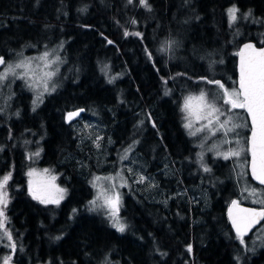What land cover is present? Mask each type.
Segmentation results:
<instances>
[{
  "label": "trees",
  "instance_id": "1",
  "mask_svg": "<svg viewBox=\"0 0 264 264\" xmlns=\"http://www.w3.org/2000/svg\"><path fill=\"white\" fill-rule=\"evenodd\" d=\"M49 3L50 12L45 9ZM147 3L146 8L139 0L102 5L98 0H0V56L5 61L60 42L79 60L80 72L91 74L70 91L84 93L73 105L91 115L78 143L71 131L65 137L66 128L47 106L40 110L46 118L40 121L37 113L39 126H34L29 92L15 85L21 116L17 123L4 120L9 125L0 135V178L11 174L4 189L7 204L0 205L5 220L0 264L7 253L8 264H264V241L257 248L245 245L259 232L253 230L241 244L226 217L235 198L264 206L256 196L253 203L245 197L248 182L261 197L264 190L243 175L246 171L235 169L233 157L224 161L204 152L197 157L174 95L217 85L208 81L235 83L238 45L245 40L264 43V0ZM233 7L237 19L230 23ZM52 25L63 29L56 33ZM178 40L182 47L194 46L190 65L171 61ZM169 41L174 42L170 47ZM221 68L227 76L218 73ZM180 82L189 84L191 92ZM63 99L57 98V104H64ZM28 130L42 131L41 166L52 167L59 182L69 186L58 205L33 199L28 188L26 149L34 145L24 135ZM15 136L26 137L24 148ZM158 160L162 165L156 166ZM119 164L131 181L122 195L120 216L127 221L122 233L90 208L91 174L114 172ZM137 175L143 180L137 181Z\"/></svg>",
  "mask_w": 264,
  "mask_h": 264
},
{
  "label": "rangeland",
  "instance_id": "2",
  "mask_svg": "<svg viewBox=\"0 0 264 264\" xmlns=\"http://www.w3.org/2000/svg\"><path fill=\"white\" fill-rule=\"evenodd\" d=\"M99 3L102 5L104 2L107 3L108 0H98ZM50 7V3L45 5V9H47L48 12L52 11L49 10L48 8ZM54 32H60L63 27L60 25H52ZM49 28V27H48ZM51 36H55L57 33H52ZM36 37V36H35ZM42 38V36H40ZM176 47L173 49L170 53L171 61H175L178 65L181 64H187L190 65V54L193 53L192 47H185V45L181 44V40H178L175 42ZM107 44H109L107 42ZM62 45V46H61ZM66 45H63V43L58 42L56 45H48L45 44L42 48H40L39 51L37 52H32V53H19L16 54L14 57H12L11 60L6 61L7 64H16L22 59L25 58H36L39 57L42 53L45 51H48L50 53V56L47 58V60L41 61L37 59H32L30 63V71L27 73L25 78H17L11 74L7 76L5 81L3 83H0V106L1 107H7V109L4 110V120L7 122L14 121L12 115L15 114V112L21 113V107L18 106L20 103L16 102L18 99H16V90L18 88H15V85L21 86L26 89L29 93L28 95H31L30 101H33L37 98V96H40V93H43L41 97H47L49 99V103L53 101H57V96H62L64 97L62 106L66 105H73L75 102H77L79 99H82L81 96L84 95V93H70L72 89L75 88L76 85H78L81 80L85 77H91L90 72H80V67L81 64L78 59L74 60V56L70 55L68 52H66ZM59 57V60H56V57ZM49 61H55L52 63L50 66L46 67L45 65L48 64ZM5 68V65H0V72H3ZM84 69H88L85 68ZM48 71H53L55 72V75L51 78L50 83H54L56 85L55 90H50L49 92H44L43 87H42V82L41 78L44 77V73ZM17 74H21L24 72V69H17L16 70ZM219 74H223L225 76L228 75V72L226 68H221L218 71ZM237 79H235V83H232L231 85H225L224 88H220L217 85L213 86H207L204 87L199 93H187V95H183L181 93H174L175 98H176V107L179 106V109L181 110L182 105L184 103V100L188 96L192 97H198L200 93L203 91L207 94L208 100L211 102H214L216 106L220 107L222 110H226L230 107V105H225L223 101L224 97V89L228 90H233L237 89L236 87V82ZM181 87L185 89V92H191L190 85L184 82H180ZM31 85V87H29ZM66 92V93H65ZM172 93V91H170ZM80 94L78 97L77 95ZM163 94V93H162ZM14 96V97H13ZM10 97H13L12 99L9 100ZM40 99L38 101H40ZM9 100V102H8ZM20 102L22 103V98L19 99ZM37 101V102H38ZM26 102V100H25ZM27 103V102H26ZM31 103V102H29ZM194 105L197 103L196 100H193L192 102ZM12 108V110H11ZM0 111H3L0 108ZM208 110L205 109V113ZM91 112V111H89ZM14 113V114H13ZM17 114V113H16ZM227 115L232 116V122L235 124L243 125L242 127L236 128L233 132H230L227 134V136L224 135V129H220L219 131L216 132V135H212L211 131L209 128H205L202 132L197 133L196 136L189 135L190 131H195L197 128H200L203 124H207V120H197L195 115L189 116L188 113L181 111V121L183 123V126L185 123H187L189 120L192 121L193 127L192 129H186L187 134L192 138L194 142H196V145L198 147V152H197V157L200 159L204 156V153L210 154L211 157L215 159H220V160H227L224 158L222 154L228 153L229 150H239L240 151V156L238 157H233L235 159L234 167L235 169L237 168L239 172L243 169L244 171L247 172V160L248 156L246 154L247 150V134H248V120L247 117L243 111V109H235L231 113H227ZM17 116V115H16ZM21 115H18L17 117H20ZM101 119L103 117L99 115ZM188 117L185 119V117ZM16 117V118H17ZM214 120L215 118L212 117ZM220 121H223L226 119V116H220L219 117ZM3 118L0 120V126L5 128V125H9L8 123L3 124L4 122ZM17 123V121L15 122ZM229 127L231 125H228ZM212 130H215L219 127L218 124H214L210 126ZM45 134V133H44ZM26 137H28L31 142H35L34 145L30 146L26 149L27 154H26V160L27 162V183H28V188L33 195L35 193L39 199H59L60 204L65 196H66V187H69L67 184L64 186L61 184L58 180V175L57 173L52 169L50 166H44L40 164L39 158L41 156V142H42V131H31L28 130V132L24 133ZM37 135V140H34V136ZM16 137V144H19L21 147L24 148L23 142L25 141L24 136L22 137ZM226 140L232 141L231 143H226ZM238 141V143H237ZM21 143V144H20ZM99 143V142H98ZM127 150V149H126ZM124 150L122 153V158L126 157L127 151ZM204 152V153H203ZM38 153V155H37ZM232 157H229L230 159ZM219 162V161H217ZM224 167L223 166H218V171H221ZM47 170V171H45ZM225 171V170H224ZM31 172V175L29 173ZM119 173V175H117ZM241 173V172H240ZM239 173V176H241ZM238 175V174H237ZM245 177H248L247 173H244ZM94 176V177H93ZM54 177V179H53ZM96 177H99L100 179H95ZM91 180H92V187H93V200L97 201V205H103L104 204V198L106 195H110L113 199L117 195H119V205H118V218L122 223H127L125 222L124 219L121 218L120 216V208L122 207V204L124 203V196L123 193L125 191V188L129 187L131 184V181L127 179L123 175V171L121 168V165H118V168L116 171L111 172V173H101V172H94L91 174ZM105 178H110V179H105ZM137 181H142L141 177L137 175L136 177ZM95 181V183H93ZM35 188V189H34ZM58 189H64L65 191L63 193L59 192ZM105 189H108L110 191L106 192ZM244 189L247 190V193L245 195L246 198L250 199V203H253V200L255 199L258 201L260 205H264V203H261L260 201H264V197H261L259 193L257 192L256 194H253L252 190H255V188L251 187V183H247V187H244ZM68 195V194H67ZM63 197L62 199L60 197ZM99 197V199H97ZM241 202V200L239 199ZM55 205H58L57 203H53ZM125 205L123 204V207ZM90 208L94 210L95 212L103 213L107 218H109L112 221V217L110 216L111 208L110 207H96L92 204H90ZM262 226L259 231L258 226L254 229L258 233V235H254L247 239L245 241V245L248 247H259L261 246V240L264 241V221L263 224L259 225V227ZM5 239V238H4ZM4 241V240H3ZM1 244V243H0ZM3 245L6 244V242H2ZM6 248L10 247L8 245L5 246ZM254 248V249H255ZM188 249V248H187ZM192 249V247H191ZM188 251V250H187ZM191 252L188 251V254L191 255ZM8 253L6 254L5 257H8ZM3 257V259L5 258ZM4 261V260H3ZM3 263V262H2ZM1 263V264H2ZM104 264H110L109 262H106Z\"/></svg>",
  "mask_w": 264,
  "mask_h": 264
},
{
  "label": "snow or ice",
  "instance_id": "3",
  "mask_svg": "<svg viewBox=\"0 0 264 264\" xmlns=\"http://www.w3.org/2000/svg\"><path fill=\"white\" fill-rule=\"evenodd\" d=\"M129 3H132V0H128ZM139 3L143 7H149L147 0H139ZM238 10L233 7L228 10L230 23L237 19L236 12ZM135 23V21H132ZM129 35L128 32H125V36ZM133 35L140 36L139 32L133 33ZM109 44L113 43V41L109 40ZM174 43L172 41L168 42V47ZM62 46V45H61ZM166 50L162 48L161 51ZM245 50H250V53L246 56ZM147 51V49H146ZM237 55L240 56V80L239 89L228 90L224 89V97L223 101L225 105H230V107L226 110H222L220 107L216 106L214 102L208 100L207 94L205 92H201L198 97L188 96L185 98L184 103L182 105L181 111L188 113L189 116L195 115L196 119L199 120H207V124H203L200 128H197L195 131H190L189 135L196 136L197 133L202 132L205 128H209L212 135H216V132L220 129H224V135L227 136L228 133L233 132L236 128L242 127L243 125L235 124L232 122V116L227 115V113H231L235 109H243L245 110L249 117L251 118V136L248 140L250 144V148L248 149L252 155V175L253 178L258 180L260 184H264V48L256 49L252 44L244 45V48L240 50ZM50 56L48 51L42 53L39 57L36 58H25L17 62L16 64H7L4 57L0 56V65H5L4 71L0 72V83H3L9 74L17 77V78H25L27 73L30 71V63L32 59L37 60H47ZM149 58H151V54H149ZM59 60L57 56L55 58ZM55 61H49L45 66L48 67ZM107 68V66H105ZM17 69H24V72L21 74H17ZM55 75V72L48 71L44 73L45 78H41L42 87L44 92H49L50 90H55L56 85L54 83H50L51 78ZM112 79H115L114 77ZM111 82V80L109 81ZM209 83H215L219 85L220 88H224V85L220 83V81H208ZM31 87V85H29ZM167 94V93H166ZM43 93H40L42 96ZM40 96L33 101L35 105L37 101L40 99ZM196 100L197 103L194 105L192 102ZM205 109L208 111L205 113ZM83 111V110H81ZM68 119L77 116V112H70L67 114ZM226 116V119L220 121V116ZM212 117L215 119L213 120ZM188 117L186 116L185 119ZM218 124L219 127L215 130H212L210 126L213 124ZM228 125H231L230 127ZM184 127L186 129H192L193 123L189 120L185 123ZM226 143H231L232 141L226 140ZM238 143V141H237ZM127 151V150H126ZM38 155V153H37ZM225 159L229 157H238L240 156L239 150H229L228 153L222 154ZM47 171V170H45ZM205 172L209 171L208 168L204 169ZM11 174L3 176L0 178V205L6 206V192L4 191L5 186L10 178ZM31 175V172L29 173ZM119 175V173H117ZM54 179V177H53ZM95 179H100L96 177ZM110 179V178H105ZM143 180V177H141ZM95 183V181L93 182ZM59 192L63 193L64 189H58ZM106 192L110 191L105 189ZM253 194H255V190H252ZM63 198L62 196L60 197ZM33 199H39V197L33 193ZM99 199V197H97ZM41 203H59V199H41ZM264 203V201H260ZM90 204L96 207H110L111 212L110 216L112 217L113 227L116 228L119 232H124L126 229V225L122 223L118 218V205H119V195L113 199L110 195H106L104 198L103 205H97V201H90ZM239 208L238 201L233 200L232 205L229 209L230 219L232 220V225L236 230L237 236L241 240V244L244 243L243 235L244 231L242 230L241 223H238L235 217H232V208ZM242 213H247L251 218L256 217H264V210L257 212L255 209H239ZM0 217H4L3 207H0ZM252 220H249L248 224L243 227H250ZM5 225V220L0 219V229H3ZM8 235L9 240H11V234L6 233ZM13 250H15V245H12ZM191 245L188 246V251L191 252ZM10 257H5L3 264H8Z\"/></svg>",
  "mask_w": 264,
  "mask_h": 264
},
{
  "label": "water",
  "instance_id": "4",
  "mask_svg": "<svg viewBox=\"0 0 264 264\" xmlns=\"http://www.w3.org/2000/svg\"><path fill=\"white\" fill-rule=\"evenodd\" d=\"M246 44H252L256 49L264 48V43L257 45L252 40H245L238 45V47L236 49V58H235V69H236V76H237V83H236L237 90L240 87V84H239V80H240V56L237 55V53H239L240 50L242 48H244V45H246ZM249 53H250V50H245L246 56ZM81 110H83V111H81ZM243 111L247 117L248 125H249V132H248V136H247V150H248L250 148V144L248 143V140L251 136V124H252V122H251V118L249 117L248 113L245 110H243ZM70 112H77L78 115L74 116L71 119H68L67 114ZM84 112H85V108H83V107H78V108L72 109L65 114V121L70 123L74 120H77L78 118H80L82 116V114ZM251 161H252V155H251V152L248 150V160H247L248 178L250 179V181L253 184L260 186L264 190V184H260L258 180L253 178ZM233 200H236V199H232L226 207V217H227V220L231 226L232 231L234 232V234L237 235L236 230L232 225V220L230 219V214H229V209H230V206L232 205ZM236 201H238V200H236ZM238 204H239V208L233 207L231 214H232V217H235L237 219L238 223H241L242 230L244 231V235H243V237H244V236H247L249 233H251L257 226H259L263 222L264 217H256L253 219L249 216V214L240 212L239 209H255V210H257V212H259V211L264 210V206H254V205L242 203L239 201H238ZM249 220H252L250 227H243L244 225L248 224ZM189 245H191V244H189ZM188 246H187V248H188Z\"/></svg>",
  "mask_w": 264,
  "mask_h": 264
},
{
  "label": "flooded vegetation",
  "instance_id": "5",
  "mask_svg": "<svg viewBox=\"0 0 264 264\" xmlns=\"http://www.w3.org/2000/svg\"><path fill=\"white\" fill-rule=\"evenodd\" d=\"M14 97V96H13ZM13 97H10L9 98V100L10 99H12ZM29 98H31V95H29L28 96ZM60 96H57V98H59ZM9 100H8V102H9ZM29 100V99H28ZM29 102H30V100H29ZM57 102L58 101H53V102H50L49 103V99L47 98V97H41V99H40V101H38L35 105L33 104L31 107H32V110H31V113H32V115L34 116V120L33 119H31L32 120V124L34 125V126H39V125H37L38 123L35 121V119H36V116H37V113H39V117L41 118L40 119V121L45 117L46 118V116H45V114H43V112H41L40 110L42 109V108H44V107H46V108H49V109H51V110H53L54 112H55V115L56 116H58L59 117V119L61 120V122H62V124H63V126L66 128V135L67 136H65V137H68V134L69 135H71V132H72V136H74L75 138L73 139V142L74 143H78V142H80L81 140H83L84 139V133L82 132V126H83V123H85L86 121H88L89 120V118L91 117V115L90 114H86V112H84L83 114H82V116L80 117V118H78L77 120H74V121H72V122H70V123H68V122H66L65 121V114L68 112V111H70V110H72V109H75V108H78V107H83V106H78V105H66V106H62V104L60 103L59 105L57 104ZM83 108H85V107H83ZM45 109V108H44ZM17 113V114H16ZM14 114V113H13ZM18 112H15V114L14 115H12V117H13V119H14V121H17L18 119L16 118L17 116H18ZM17 115V116H16ZM4 116H6V115H4V108H3V111H0V119H2L3 118V120H4ZM44 116V117H43ZM13 121V122H14ZM2 126V125H1ZM49 126V125H48ZM47 125L45 126V127H48ZM44 127V128H45ZM0 130H1V133H0V135H2V133H3V127H0ZM71 131V132H70ZM249 131V130H248ZM69 132V133H68ZM111 136H112V133L110 134ZM248 135V134H247ZM37 135L34 137V140H37ZM42 140H43V138H42ZM68 140V139H67ZM110 141H112V137H110ZM34 144H35V142H33ZM41 144H42V142H41ZM40 144V145H41ZM248 151V150H247ZM194 152H195V150H194ZM194 155H195V153H194ZM160 165H162V163L158 160L157 162H156V166H160ZM101 173H103V172H101ZM106 173V172H105ZM91 177V176H90ZM94 177V176H93ZM92 180H93V178H92ZM92 180H91V178L89 179V184L91 185L92 184ZM35 189V188H34ZM236 199V198H235ZM237 200V199H236ZM239 201V200H238ZM240 202V201H239ZM245 203V202H244ZM255 206V205H254Z\"/></svg>",
  "mask_w": 264,
  "mask_h": 264
},
{
  "label": "bare ground",
  "instance_id": "6",
  "mask_svg": "<svg viewBox=\"0 0 264 264\" xmlns=\"http://www.w3.org/2000/svg\"><path fill=\"white\" fill-rule=\"evenodd\" d=\"M248 130H249V125H248Z\"/></svg>",
  "mask_w": 264,
  "mask_h": 264
}]
</instances>
